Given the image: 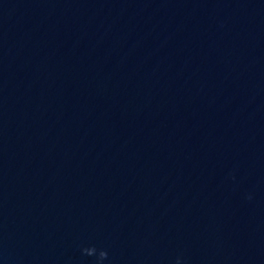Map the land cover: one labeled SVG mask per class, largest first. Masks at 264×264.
<instances>
[{
    "label": "water",
    "instance_id": "obj_1",
    "mask_svg": "<svg viewBox=\"0 0 264 264\" xmlns=\"http://www.w3.org/2000/svg\"><path fill=\"white\" fill-rule=\"evenodd\" d=\"M0 264H264V0H0Z\"/></svg>",
    "mask_w": 264,
    "mask_h": 264
}]
</instances>
